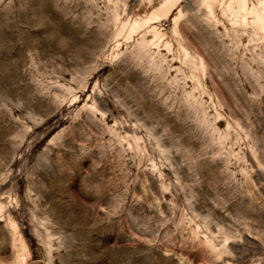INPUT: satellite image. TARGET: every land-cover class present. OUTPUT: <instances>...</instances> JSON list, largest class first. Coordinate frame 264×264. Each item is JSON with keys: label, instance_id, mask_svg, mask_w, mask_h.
<instances>
[{"label": "rangeland", "instance_id": "1", "mask_svg": "<svg viewBox=\"0 0 264 264\" xmlns=\"http://www.w3.org/2000/svg\"><path fill=\"white\" fill-rule=\"evenodd\" d=\"M0 264H264V0H0Z\"/></svg>", "mask_w": 264, "mask_h": 264}]
</instances>
